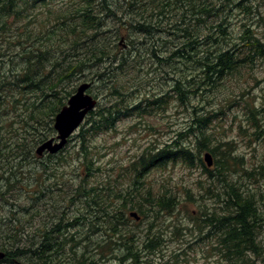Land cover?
I'll list each match as a JSON object with an SVG mask.
<instances>
[{
  "label": "trees",
  "instance_id": "obj_1",
  "mask_svg": "<svg viewBox=\"0 0 264 264\" xmlns=\"http://www.w3.org/2000/svg\"><path fill=\"white\" fill-rule=\"evenodd\" d=\"M58 1L61 0H0V172H3L0 180L7 184L0 196L11 194L16 186L35 185L41 195L52 189L48 182L53 179H46V164L30 169L35 172L34 183L24 175L26 167L38 161V147L57 134L56 116L79 85L97 82L99 88L92 84L89 93L99 103L80 129L81 150L77 156L81 173L77 172L76 178L79 173L80 177L76 196L81 195L90 207V220L95 219L91 222L93 233L99 235V241L91 240L98 252L92 264L104 259L106 253L116 255L119 251L132 253L136 261L137 252L135 255L133 252L140 250L136 249L137 234L130 227L136 220L129 215L136 213L141 218L138 225L147 230L148 250L158 246L154 245L156 233L152 230L155 228L162 234V217L171 216L181 207L171 190L160 189V183L146 182L145 177L153 170L180 162L194 169L206 168L211 179L221 181L228 180L233 171L246 172L252 180L257 175L264 177V165L255 166L251 162V167L245 168L247 162L237 153L234 143L209 131L215 118L209 108H215L219 96L226 98L228 94V103L233 100L236 104V96L240 94L221 91L219 82L228 74H240L244 66H252L257 56L264 57V44L254 31L259 6L254 0H63L62 6ZM34 9L40 11L35 16L38 20L33 22L39 27L36 30L30 28L29 12ZM237 10L246 15L243 33L240 39L228 38L223 23ZM111 32L113 36H109ZM141 37L140 45L146 42L151 46L136 48L133 43ZM176 60L195 63L199 69L194 67V71L201 81L193 84L192 76H187L189 65L177 69L176 74ZM146 66L150 73L161 74L160 91H143L150 85L142 79ZM76 79L80 81L74 83ZM195 99L201 104L192 102ZM172 104L180 115L188 113V125L177 133L171 145L146 147L127 169L138 178L144 175L147 185L136 181L132 186L122 187L107 180L98 187H85L101 172L94 167L99 154L93 152L87 137L113 130L127 118L142 120L166 113ZM249 108V121L258 129L260 110L257 105ZM262 109L264 112V99ZM258 136L260 133L255 135L257 139ZM260 140L264 138L257 141ZM204 152L210 153L212 159L215 157V172L206 167ZM47 157L51 160L58 156ZM22 169L23 173L16 176ZM27 179L32 182H26ZM229 186L220 207L202 211L205 219L201 220L213 233L224 236L217 244L218 248H224L220 256L226 264H250L246 253H258L260 248L256 246L258 215L252 207L254 199L240 193L242 186L238 183L230 182ZM172 229L179 231L177 226ZM60 230L61 223L52 226L35 243L17 229L8 230V236L0 229V253L5 254L0 263L82 264L78 258L60 261L65 250L78 242L74 236L64 238ZM76 254L74 251L73 256Z\"/></svg>",
  "mask_w": 264,
  "mask_h": 264
},
{
  "label": "rangeland",
  "instance_id": "obj_2",
  "mask_svg": "<svg viewBox=\"0 0 264 264\" xmlns=\"http://www.w3.org/2000/svg\"><path fill=\"white\" fill-rule=\"evenodd\" d=\"M57 3L62 6L65 2L61 0ZM254 3L259 6L257 8L258 11L255 13L256 24L254 25V31L264 44V0H254ZM39 14L40 11L35 9L29 12L32 22L30 24L31 29L36 30L39 28L33 23L38 20L35 16ZM245 22L246 15L243 16L238 10L232 18L225 19L223 24L229 34L228 38L236 37L240 39ZM109 24L114 26L112 22ZM20 27L23 28L22 26ZM107 31L109 29H105V32ZM113 35L114 32L109 34V36ZM142 38L135 40L133 45L136 48L143 47V49H147V47L151 46V43L145 42L144 45H140ZM146 63L150 65L151 62L146 61ZM251 65L244 66L240 74L226 75L219 82L218 86H221V91L231 90L234 94L240 93L236 96L237 103L233 104V100L228 103V94H226V98L219 96L220 98L215 103V108H209V111H213V115H215L209 131L220 136V138L224 137L227 142H233L237 153L246 160L245 168L247 169L251 167V162L255 163V166L258 164L264 165V140L257 141L259 138H264V112L262 109L264 99V57L260 58L257 56ZM185 66H187V76H190L191 73L195 74L193 62L186 63L180 60L174 62L175 73L178 74L179 71L177 69ZM155 68L156 66L153 67V69ZM167 71L170 73V69H167ZM143 72L142 79H144L145 83L150 82V85L146 86L143 91L146 93H151L157 89L160 91L161 80H158L161 78V74L150 73L151 70L148 67ZM147 72L149 73L148 76L146 75ZM166 78L168 79V74H166ZM199 80L200 78L197 81ZM79 81V79H76L73 82L77 83ZM92 84L99 88V83L93 82ZM95 87H93L94 92L96 91ZM241 93H243V97L240 96ZM100 97L102 98L101 94ZM192 102L201 104V101H196V99ZM256 105L260 110L258 114V129H255L249 121V106L255 107ZM204 107H207V104H204ZM188 121V113L187 115H180L176 111L175 105L172 104L170 110L166 111V113H157L153 117H146L142 120L135 117L127 118L119 122L113 130L99 132L90 136V138L87 137L88 144L94 147L93 152L99 154V159L94 167L100 168L101 172L89 180V183L85 185L86 188L98 187L100 182L107 180L112 184L122 185V187L132 186L136 181V183L144 182L142 184L145 185H147L146 182L152 185L160 183V189L171 190L181 202V207L177 212L171 216L166 214L162 217V234L157 233L155 228L152 230L156 233V236L153 237L156 241L154 245L158 244L156 248L148 250L145 248L147 230H144V226L138 225V221H132L130 227L137 234L135 240L138 248L136 247V249L140 250L133 252L134 255L137 252L136 261L132 253L127 255L124 254L125 252L114 250V253L117 252L116 255L106 253L104 259H98L96 264H226L225 258L220 256L224 248L220 246L218 248L217 244L220 238L224 236L217 235L209 227H206L201 220L205 219V214H201V212L208 211V209L215 210L220 207L221 199L224 200L226 197L225 193L227 194L230 191V182L243 186L244 191L253 196L254 203H256L255 208L257 210L254 208L258 215L256 246L260 248L257 250L258 253L252 251V253H246V256L250 264H264L263 176L257 175L252 180L246 172L244 174L241 172L236 174L233 171L229 173L228 180L221 181L211 179L210 173L205 170L206 168L194 169L180 162L169 164L165 169L153 170L145 177L148 179L146 182L144 181V175L138 178L137 174L132 175L127 171L146 147L157 148L168 144L171 145L172 140L174 138L177 139V133L182 132L188 125ZM85 128L87 127L85 126ZM80 132L81 130H78L69 139L63 151L56 154L58 157L49 160L47 153L37 157L39 162L32 161L34 164L26 167L24 175L32 179L35 172L30 169H33L37 164H46V179H49V177L53 179L48 182L52 189L48 192L44 191V194L41 195L39 194L41 190L37 189L35 185L32 188L26 185L16 186V189L11 194L5 195V197L0 196V229H4L3 234L6 236L9 234L8 230L17 229L18 233L32 237L33 242L36 243L39 241V236L43 231L61 223L60 232L63 237L69 236L71 238L74 236L78 242L72 245L71 250H65L66 252L60 256V261L72 262L74 258H78V260L82 261V264H92L91 260L98 256V252L96 251L97 247L91 240L99 241L97 238L99 235L93 233L91 222L95 219L90 220V211L88 209L90 207H87V203L81 195L76 196L81 173L79 157L77 156V153L81 150L79 143ZM259 133L260 136L257 139L255 135ZM56 137L57 134L54 138ZM206 153L204 152L202 156ZM213 161V166L208 167V170L215 172V157ZM27 164L25 163V165ZM77 172H80L78 178H76ZM2 173L0 172V176ZM22 173L23 169L18 170L16 176ZM6 175H9L7 171ZM32 181L26 180L28 183ZM105 183L110 184L109 182ZM153 188L154 192L158 189L157 186ZM6 189L7 184L0 180V191L4 192ZM187 194L190 195V198L187 197ZM221 194L222 198H220ZM37 195L40 199L35 201L34 196ZM26 209L29 210L26 211ZM172 226H177L179 231L173 230ZM26 245L29 247L30 243H26ZM74 251L77 253L76 256H73Z\"/></svg>",
  "mask_w": 264,
  "mask_h": 264
},
{
  "label": "water",
  "instance_id": "obj_3",
  "mask_svg": "<svg viewBox=\"0 0 264 264\" xmlns=\"http://www.w3.org/2000/svg\"><path fill=\"white\" fill-rule=\"evenodd\" d=\"M90 86L82 85L77 92L69 99L67 105L61 110L55 119V131L57 137L38 147L37 154L41 157L44 154L56 155L65 148L69 139L78 131L80 125L85 121L90 112L96 109L97 102L88 96ZM207 167L213 166V159L210 153L204 158ZM137 221L140 217L136 213L130 215ZM5 258L4 253H0V261Z\"/></svg>",
  "mask_w": 264,
  "mask_h": 264
},
{
  "label": "bare ground",
  "instance_id": "obj_4",
  "mask_svg": "<svg viewBox=\"0 0 264 264\" xmlns=\"http://www.w3.org/2000/svg\"><path fill=\"white\" fill-rule=\"evenodd\" d=\"M149 40H150V39H149ZM194 67H195V68L197 67V65H196L195 63H194ZM196 69H199V68L197 67ZM191 76H192V78H191L190 80L193 82V84H197V83H199V81L201 80V78L196 74V72H195V74H194V73H191ZM199 78H200V80L197 81ZM82 85H89L90 88L92 87V84L89 83V82L83 83ZM82 85H80V86H82ZM87 95L90 96V97H92V99H93L94 101H96V102H97V105H98L99 101H98L94 96H92L90 93H87ZM85 120H86V119H85ZM84 124H85V121L80 125V127H79L78 130H80ZM61 151H63V150H61ZM61 151H60V152H61ZM37 155H38V154H37ZM38 156H39V155H38Z\"/></svg>",
  "mask_w": 264,
  "mask_h": 264
},
{
  "label": "flooded vegetation",
  "instance_id": "obj_5",
  "mask_svg": "<svg viewBox=\"0 0 264 264\" xmlns=\"http://www.w3.org/2000/svg\"><path fill=\"white\" fill-rule=\"evenodd\" d=\"M240 193H243V194L245 193V194H246V192H245L244 189H243V186L240 187ZM247 194H248V193H247ZM248 195H249L251 198H253V196H251L250 194H248ZM255 205H256V203L253 202V203H252V207L255 208V207H256ZM255 209H256V208H255ZM256 210H257V209H256Z\"/></svg>",
  "mask_w": 264,
  "mask_h": 264
}]
</instances>
